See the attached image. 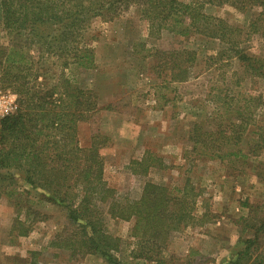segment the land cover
<instances>
[{
    "label": "trees",
    "instance_id": "obj_1",
    "mask_svg": "<svg viewBox=\"0 0 264 264\" xmlns=\"http://www.w3.org/2000/svg\"><path fill=\"white\" fill-rule=\"evenodd\" d=\"M205 2L229 4L243 14H254L246 28H240L206 13ZM133 5L140 8L150 35L159 37L166 32L185 42L180 48H162V83L166 88L200 74L195 69L202 57L197 48L188 46L191 38L198 37L219 41L216 49L204 54L208 68L237 61L240 75L235 73V83L244 75L264 78V59L242 46L251 35L264 39V0H0V31L8 38L6 43L0 40V88L10 89L17 104L13 113L0 118V198H6L15 210L10 230L14 235L28 234L32 223L42 216L34 204L46 201L65 210L68 234L62 229L55 236L71 238H59L61 242L56 238L60 247L88 249L109 264H118L112 251L118 249L120 239L107 230L104 214L112 219H133L136 247L130 256L163 264L160 254L169 234L197 221L193 213L199 195L196 188L189 181L181 188L146 181L138 199L124 197L104 178L100 149L109 137L95 132L90 143L82 146L77 134L78 124L90 121L100 110L97 93L74 78L76 69L83 73L96 68L91 22L94 18L114 21ZM16 36L24 41L14 39ZM49 59L61 71L47 88L37 82L38 63ZM227 97V93L218 96L219 105H225L226 110L216 112L215 130L205 128L208 117L189 122L188 140L198 154L190 161L217 159L246 170L253 165L250 171L264 182V160H257L264 150V123L254 119L250 107L264 108V97L247 94L245 106L235 107L230 103L234 98L228 101ZM250 127L255 128L256 136L247 139L244 150L241 142ZM132 161L139 165L135 173L144 174L152 166L149 155ZM241 205L249 213L238 221L240 232L251 230L254 237L242 240L229 264H264V246L259 240L264 234V200L258 205L248 201ZM256 209L262 214L254 219Z\"/></svg>",
    "mask_w": 264,
    "mask_h": 264
},
{
    "label": "rangeland",
    "instance_id": "obj_2",
    "mask_svg": "<svg viewBox=\"0 0 264 264\" xmlns=\"http://www.w3.org/2000/svg\"><path fill=\"white\" fill-rule=\"evenodd\" d=\"M204 11L240 28H246L254 14L253 11L243 14L229 4L208 2L204 4ZM89 32L93 36L96 68L83 73L76 69L74 78L97 93L100 110L90 121L78 124L79 143L88 145L95 132L109 137L100 149L105 162L104 178L124 197L138 199L146 181L166 183L172 188H181L189 181L196 188L199 195L193 213L197 221L169 234L160 254L163 264H229L241 249L242 240L254 237L251 230L240 232L242 224L238 221L249 213L241 204L244 201L262 204L264 182L250 171L253 165H248L247 171L217 159L191 162L190 158L198 154L192 149L187 131L190 121H201L205 117L209 122L205 128L216 129V112L226 110L225 105H219V95L224 97L227 93L228 101L234 98L230 101L231 107L245 106L243 100L247 94L264 97V78L244 75L239 84L235 83L240 75L237 61L216 63L208 68L204 54L216 49L219 41L198 37L191 38L188 46L197 48L202 57L195 69L196 73L201 71L200 74L166 88V83H162V48H180L185 42L166 32L159 37L150 35L140 8L134 5L114 21L94 18ZM19 36L14 39L22 43L24 37ZM7 39L5 32L0 31V40L6 43ZM242 46L249 54L264 59L262 37L251 35ZM38 67V84L51 87L60 74L59 66L49 59L42 60ZM8 92L13 93L0 88V94ZM250 107L254 119L264 123L263 106ZM253 127L248 128L241 142L244 150L247 139L256 136ZM261 154L257 158L259 163L264 160V150ZM148 155L152 166L144 174L135 173L134 168L139 165L132 160ZM104 205L101 206L105 210ZM35 208L42 214L40 219L32 223L27 235H14L10 230L15 210L6 198H0V264L30 263L32 257L35 258L30 264H109L88 249L77 251L60 247L56 242L59 238H71L55 236L62 229L66 235L69 231L63 208L46 201L36 202ZM260 214L261 210L256 209L254 219ZM104 220L109 233L120 239L118 249L112 251L118 264H162V261L146 262L130 256L136 247L133 219H112L105 213ZM259 240L264 246V234ZM31 252H36V256Z\"/></svg>",
    "mask_w": 264,
    "mask_h": 264
},
{
    "label": "built area",
    "instance_id": "obj_3",
    "mask_svg": "<svg viewBox=\"0 0 264 264\" xmlns=\"http://www.w3.org/2000/svg\"><path fill=\"white\" fill-rule=\"evenodd\" d=\"M16 107L15 94L9 92L0 94V118L13 113Z\"/></svg>",
    "mask_w": 264,
    "mask_h": 264
}]
</instances>
